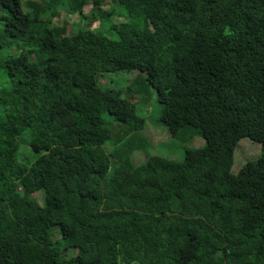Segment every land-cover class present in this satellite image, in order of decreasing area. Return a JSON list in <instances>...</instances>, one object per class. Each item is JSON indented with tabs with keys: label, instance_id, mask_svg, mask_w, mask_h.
Here are the masks:
<instances>
[{
	"label": "trees",
	"instance_id": "obj_1",
	"mask_svg": "<svg viewBox=\"0 0 264 264\" xmlns=\"http://www.w3.org/2000/svg\"><path fill=\"white\" fill-rule=\"evenodd\" d=\"M105 1L0 0V264H264V0ZM89 4L127 18L113 38L51 25ZM135 71L169 135L203 140L179 163L117 157L145 121L98 79ZM243 138L260 156L233 174Z\"/></svg>",
	"mask_w": 264,
	"mask_h": 264
},
{
	"label": "rangeland",
	"instance_id": "obj_2",
	"mask_svg": "<svg viewBox=\"0 0 264 264\" xmlns=\"http://www.w3.org/2000/svg\"><path fill=\"white\" fill-rule=\"evenodd\" d=\"M34 1L41 3L43 0H22L23 9L26 10V3ZM117 3L110 0L105 1V5L101 8L102 12H114L113 8H118ZM100 12L92 7L91 4L86 5L80 12H65L59 11V16L52 20L53 27L63 26L67 35H73L80 29L95 30L99 29L110 38L112 34L106 33L107 27L111 23L125 22L127 18L122 14L112 15L109 19L97 20L92 18V15L98 16ZM136 35H143L142 32L136 31ZM14 54L13 51L10 52ZM140 74V73H139ZM137 77V79H136ZM98 83L111 90L121 91L123 97L129 99L136 107V115L143 118L145 126L142 131L132 133L126 139L121 140L118 148V156L120 159L128 157L130 150H134L130 155L136 164L144 163L146 155H157L173 162H181L184 151L186 149H197L203 146V140L198 135L197 130L188 129L180 133L178 138H172L164 124L160 122L162 106L156 100L153 89L148 87L144 82V76L138 75V72H119L117 74H104L98 79ZM6 85V79L0 78V87ZM104 126L110 131L113 138L122 137L120 129L124 126L112 121L109 117L104 116ZM118 135V137H117ZM192 135V137H190ZM114 140V139H113ZM126 140H130L128 143ZM117 142V141H116ZM114 148V145L107 144L104 146L106 153H109ZM133 148V149H132ZM21 155L25 159H31L26 146H21ZM260 156V145L250 141L248 138L240 139L237 142L233 156V164L231 173L236 174L248 162L256 161ZM115 165L114 159H111L110 169ZM34 199L39 205H43V196L40 192L33 194ZM57 230H52L53 238L59 237L56 234ZM75 250H69L61 253V259L67 261L76 255Z\"/></svg>",
	"mask_w": 264,
	"mask_h": 264
}]
</instances>
